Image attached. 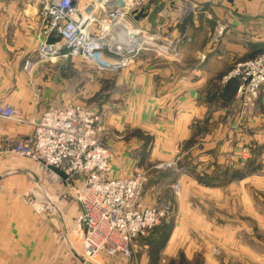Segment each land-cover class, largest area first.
<instances>
[{
    "label": "crops",
    "instance_id": "obj_1",
    "mask_svg": "<svg viewBox=\"0 0 264 264\" xmlns=\"http://www.w3.org/2000/svg\"><path fill=\"white\" fill-rule=\"evenodd\" d=\"M39 11L36 0H0V101L12 105L20 115L23 113L32 120L39 118L50 103L59 105L69 101L76 104L82 96L80 70L76 72L75 60L64 66L56 61L54 65L37 63L32 73V83L43 89V98L40 105L35 103L34 88L29 85L25 63L36 58L38 48L45 39ZM134 20L132 24L135 28L148 33L169 29V42L185 39L182 51H186L192 43L194 49L191 50L196 52L197 63L183 71L178 69L175 62L141 59L117 76L105 74L106 81H111L110 89L100 105L108 112L105 130L111 134L107 141L113 152V168L117 178L131 177L136 166L147 167L167 157H161L162 150L169 153L183 141L193 139L195 121L207 120L212 110L217 111L216 117L222 116L226 109L225 96H231L233 100L238 87L237 81L225 83L224 78L235 64L264 53V0H151ZM190 27L196 29L194 37L189 34ZM223 28L225 31L221 36ZM216 36L217 40L214 39ZM211 37L217 45H214ZM121 42L126 46L124 40ZM66 65L73 68V79L70 81L64 79ZM184 77L189 81L180 83L179 80ZM212 83L219 87L216 92L207 91ZM90 91L91 100L98 89L92 86ZM259 103L260 114L264 118V91ZM100 105L95 104V107L101 110ZM154 122L156 126H153L158 130L153 133L156 136L149 146L138 143L136 136V139L125 141L130 129L144 127L148 132ZM253 125H258V119L254 120ZM222 133L225 130H220L218 136ZM32 134L30 124L0 120V148L6 146L1 142L3 138L21 141ZM1 171L2 167L0 264L81 262V258L75 254L74 245V242L81 241L74 227L79 208L73 202L66 203L69 199L65 197L69 194L68 188L46 184L44 189L56 201L58 211L51 217L53 219L47 215L35 218L31 215L34 212L25 207L14 211L7 204H2L3 196L11 190L14 194L15 188L23 191L29 184L19 188L17 184L14 186L13 178L5 182ZM27 171L31 177L39 176L34 167H28ZM58 244L66 246L67 251L65 248L59 255ZM106 257L102 258V264H127L122 259ZM146 261L143 258L142 264H147Z\"/></svg>",
    "mask_w": 264,
    "mask_h": 264
},
{
    "label": "rangeland",
    "instance_id": "obj_2",
    "mask_svg": "<svg viewBox=\"0 0 264 264\" xmlns=\"http://www.w3.org/2000/svg\"><path fill=\"white\" fill-rule=\"evenodd\" d=\"M149 4L150 2L147 5ZM131 25L132 29L137 31L133 24ZM193 28L190 27L189 34L194 37L196 29ZM169 32V29H166L155 34L149 33L146 38H151L152 45H156L157 49L146 45L143 50L138 51V56L132 63L134 64L141 59L152 61L158 59L164 62H175L178 64V69L183 71L190 68L188 66L191 64L195 66L197 55L191 50V48L194 49V45L191 43L186 51L181 49L182 44L186 43L185 39L172 41V46L175 47L178 56L176 53V56L173 57H159L160 49L163 50L166 48L165 45H169ZM210 39L214 45H217V36L214 38L216 40L212 37ZM73 60L76 62V72L77 69L80 70L79 78L81 77L82 83L81 100L78 101L79 103L76 102V105L87 110L103 112V115H106L101 124L100 137L103 144L111 149L107 141L111 134L105 130L108 112L102 108L100 103L105 100L106 92L110 89L111 81L109 79L106 81L105 74L117 76L123 70L113 74L99 73L95 71L92 65L80 62L79 59L61 60L58 64L64 66ZM26 62L32 64L28 73L29 85L34 88L35 94V88L38 86L32 83V73L37 63L42 64L38 58V51L34 60ZM242 63L235 64L233 69ZM49 64L54 65L51 62ZM65 71L64 79L72 80V66L66 65ZM179 81L184 83L189 80L184 77ZM210 85L207 88L208 92H216L219 89L216 84ZM92 86H96L98 92H96L97 96L95 95V98L92 97L94 99L90 100ZM263 91L264 87L260 91V96ZM85 93L88 95L85 96ZM260 96L256 102L251 104L253 108H243L242 103L237 100V90L233 100L231 96L226 95L224 114L216 117L217 111L212 110L207 120L195 121L193 139L187 142L183 141L177 146L176 154L174 153L176 150H171L169 153L162 150L161 157L167 156L164 159H159L147 167L139 168L136 166L134 168L131 177H135L143 171L148 173L145 176L146 183L142 188L141 202L147 207L158 208L163 217H161L160 224L156 228L145 237L138 239L134 246L135 249L130 252L133 255L131 259L127 260L118 255L112 260L119 258L127 264H142L143 258L147 259V264H264V118L260 114ZM42 98L43 93L42 97L38 100L35 99V103L40 105ZM73 103L70 102V104ZM95 104H99L102 109L95 107ZM50 105L55 104L50 103ZM39 118L32 120L31 117L24 116L22 113L18 117V121L15 122L31 125L32 121H37ZM255 119H258V125L254 126ZM155 126L151 127L148 132L143 129L144 127L130 129L131 131L127 133L128 136L125 141L129 138L134 139L136 136L137 139H135L138 143H145L149 146L156 136L153 133L158 130L155 129ZM220 130H225V133L220 134L219 137L218 132ZM207 138L209 139L207 140ZM5 139L8 138L2 140ZM0 167H2L3 181L5 178V182H9L13 178L15 180L14 186L17 184L19 188H25L29 184L26 190L20 191L15 188L14 194L11 193V190L6 196H3L2 204H7L14 211H20L22 207H25L30 212H34L30 214L35 218H42L41 216L44 215L38 214L36 208L30 203L33 199L35 200V196L38 199L41 198L42 192L48 196L43 183L45 176L37 164L29 159L11 155L8 153V148L4 146V148H0ZM28 167H34L39 176H29ZM113 176L117 178L114 168ZM77 182L78 180H75L65 187L70 192L78 186ZM5 190L7 191V188ZM27 192L28 194L24 196ZM48 198L54 205V211L47 216L53 219L51 217L56 214L58 207L53 198L50 196ZM66 201V203L77 204L72 198ZM10 209L9 211H11ZM78 210L80 213V208ZM30 219L33 220L34 218ZM76 219L77 217L74 220L75 233H78L81 241L80 243L76 242L78 245L74 242L75 254L81 260L86 257L89 260V263L85 261L86 264H102V258L107 256L105 253L95 260H90L86 256L83 238L85 229L77 227ZM26 220L28 221V218ZM58 247L60 248L59 255L64 252L65 248L67 251L66 246L58 244ZM72 247H74L73 243ZM75 263L84 264L77 260Z\"/></svg>",
    "mask_w": 264,
    "mask_h": 264
},
{
    "label": "built area",
    "instance_id": "obj_3",
    "mask_svg": "<svg viewBox=\"0 0 264 264\" xmlns=\"http://www.w3.org/2000/svg\"><path fill=\"white\" fill-rule=\"evenodd\" d=\"M117 1L36 0L45 38L38 48L39 61L49 64L79 59L92 65L96 72L109 74L128 68L144 48L134 45L127 53H121L119 35L112 31L122 26L127 32L130 28L137 33L139 40L149 36L141 28L134 31L131 24L150 0H122L124 7H119ZM224 31L221 29V36ZM165 46L160 49V58L176 56L172 42ZM31 68L32 64L26 62L25 71L29 73ZM230 81L238 82L237 100L243 108H253L251 104L264 87V53L237 65L224 79L225 83ZM42 93L41 88H35V99ZM20 116L15 107L0 101V120L18 121ZM104 117L103 112L62 102L50 105L37 121H32L31 137L1 142L11 155L37 164L45 176L44 186H68L78 180V186L65 197L74 199L80 208L76 223L79 229H85L84 247L90 260L103 253L111 259L120 255L129 260L138 239L156 228L163 214L141 202L147 172L123 179L113 176L112 150L100 137ZM41 196H35L30 203L38 214L50 215L54 205L47 194L42 192ZM81 261L89 263L86 257Z\"/></svg>",
    "mask_w": 264,
    "mask_h": 264
},
{
    "label": "bare ground",
    "instance_id": "obj_4",
    "mask_svg": "<svg viewBox=\"0 0 264 264\" xmlns=\"http://www.w3.org/2000/svg\"><path fill=\"white\" fill-rule=\"evenodd\" d=\"M127 28V27H126ZM128 30V29H127ZM126 33H128V35H129V37L128 38H130V35L131 36H133V40L129 43V44H127L126 46H124V45H120V47L118 48L120 51H121V53L123 52V53H127L128 51V49L130 48V49H132L133 48V46L134 45H136V46H138V48L139 47H142V48H145V46L146 45H148V46H151L153 43L151 42V38L150 39H147V38H145V39H142V40H139L138 39V37H137V33H134L133 31H131V29L129 28V31L127 32L126 31ZM119 39L120 40H124L125 41V39H124V37L123 36H120L119 35ZM133 44V45H132ZM129 49V50H130ZM137 50V49H136ZM133 61V60H132ZM132 61H131V63H132ZM131 65V64H130Z\"/></svg>",
    "mask_w": 264,
    "mask_h": 264
},
{
    "label": "water",
    "instance_id": "obj_5",
    "mask_svg": "<svg viewBox=\"0 0 264 264\" xmlns=\"http://www.w3.org/2000/svg\"><path fill=\"white\" fill-rule=\"evenodd\" d=\"M117 5L119 7H124L125 3L122 0H118L117 1ZM112 34L113 35H117L118 34L120 36H123L124 39H125L124 42L126 43V45L129 44L133 40V36H130V38H128L127 33H126L125 29L122 26H117L116 28H114L113 31H112Z\"/></svg>",
    "mask_w": 264,
    "mask_h": 264
}]
</instances>
